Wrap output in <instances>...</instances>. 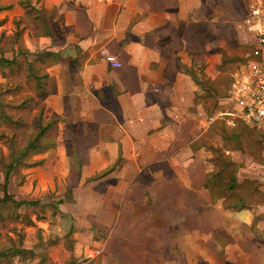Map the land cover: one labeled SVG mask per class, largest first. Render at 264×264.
Listing matches in <instances>:
<instances>
[{
	"label": "crops",
	"instance_id": "1",
	"mask_svg": "<svg viewBox=\"0 0 264 264\" xmlns=\"http://www.w3.org/2000/svg\"><path fill=\"white\" fill-rule=\"evenodd\" d=\"M242 3L41 1L62 18L61 33L50 29L28 43L36 46L33 58L61 54L45 66L54 86L42 100L44 118L58 124L55 147L37 156L43 165L35 168L52 173L38 183L52 187L58 178L68 185L49 204L59 206L64 219H78L71 235L84 229L97 235L98 253L105 252L109 264H264V218L256 210L264 204L230 211L222 200L213 202L205 188L215 170L213 154L205 146L195 149L215 122L207 120L209 102L195 79L205 85L203 78L220 80L225 53L259 48L238 37L248 26L246 12L237 19ZM248 61L236 64L225 100ZM232 110L225 119L229 128L242 121L256 129ZM215 136L209 144L234 163L230 152L251 156L224 148L220 136L216 145Z\"/></svg>",
	"mask_w": 264,
	"mask_h": 264
},
{
	"label": "rangeland",
	"instance_id": "2",
	"mask_svg": "<svg viewBox=\"0 0 264 264\" xmlns=\"http://www.w3.org/2000/svg\"><path fill=\"white\" fill-rule=\"evenodd\" d=\"M5 1H7V5L12 4L13 9L9 11L5 10L0 13V21H3V24L0 25V57L12 58L14 53L12 50L13 47L19 49L18 47L20 46L23 47V49H27V51L30 49L34 51L36 46H30L29 49L28 43H38L40 39L37 37V39L33 41L32 37L42 32L41 27L33 20L34 13L32 12L27 15L25 11H23L24 9L17 4V0ZM41 1L42 0H30V3L38 8H43V6L40 5ZM249 3L250 0H243L242 6L240 5L239 9H237L239 11L238 20L244 17L245 12L247 15ZM42 14L45 19L50 21V29H52V32L61 33L59 22L62 15L59 13L58 8L53 7L46 9L41 15ZM17 30L20 32V37L18 39V45L13 46L14 34ZM238 37L244 41H248L247 43H253V41H255L248 26L246 27L245 34L242 33ZM36 49L38 50L39 48ZM29 52L36 53L31 50ZM230 55L233 56L235 53L231 52ZM25 58L29 60L34 59L31 55H28V57L19 55L18 60L20 64L18 66L0 65V105L1 103L4 105L7 102L20 104L25 100L31 99V102H29L27 106L21 107L20 109L14 110L9 107L4 109L5 112L12 115L14 119L20 118L22 123H24L19 127L18 125L0 122V156H4V158H7L10 152L8 138L15 135L17 146H22L26 143L31 135L37 131L35 125L37 124V118L41 109H43V99L40 97V92L35 90L34 83L27 78V66L24 62ZM233 68V71H235L237 65H233ZM196 73L198 74V72ZM210 75L213 78L216 73L212 72ZM220 86L223 88L226 85L221 84ZM212 97L207 99V102H209L208 105L210 106L209 111H211L207 116L208 122L222 121V119L225 121V119L231 118L229 113L235 112V110H232L233 107L230 105L229 101L225 100V98L218 99L217 95ZM213 141L216 145L222 144L219 136H215ZM228 154L235 161V166L231 169L229 178L232 177V175L240 181L244 178H254L260 181L264 191V163H259L251 156L241 154L237 151ZM32 159L33 161L41 160L37 156H34ZM50 172L51 171L48 169L39 172L35 170V168H19L16 173L11 176L9 183L10 194L17 200H41L44 204H49L50 202L55 203L54 201L57 202L59 198L58 193H65L68 185H65V183L58 178L55 180L56 185L52 187L39 184V179L45 178L52 173ZM56 207L59 209V206ZM256 210L261 214L259 218H264V206ZM19 212L21 215L33 217L34 225L27 227L22 221H1L0 252L22 241L24 248H34L36 253H45L54 264H64L69 260L74 261L75 264H109L112 261L105 252L98 253L102 250L99 243L101 239H98L97 235L92 237L91 233H86L87 229L81 231L82 235L74 233L69 239L64 238L70 228L77 226V223L79 224L77 221L78 219H64V217L61 216L62 212H58L57 215L52 216V208H48L45 212L41 213V217L45 218L40 221H38L36 216L32 213V209L22 207ZM14 260L12 264H37L38 261V259H31L29 257H19Z\"/></svg>",
	"mask_w": 264,
	"mask_h": 264
},
{
	"label": "trees",
	"instance_id": "3",
	"mask_svg": "<svg viewBox=\"0 0 264 264\" xmlns=\"http://www.w3.org/2000/svg\"><path fill=\"white\" fill-rule=\"evenodd\" d=\"M19 4L27 15L32 12L34 13L33 20H35L41 27V34L49 35L50 21L45 19L43 14L41 15V13L46 10L31 4L30 0H20ZM11 8L12 6H4L0 2V12L10 10ZM2 24L3 21H0V25ZM19 37L20 32L17 30L14 34L13 46L18 45ZM18 48L19 49L13 47L12 50L14 55L12 59H8L4 56L0 57V65L18 66L20 64V61L18 60L19 55H23L24 57L32 55L27 49H23V47L20 46ZM258 57V51L253 48H246L241 55L237 54L230 56L225 53L221 65L222 75L224 76L221 77L220 80L218 79L210 82L203 78L207 84L205 85L203 81L195 79L204 92V98L208 99L217 95L219 99L228 96L227 92L229 84L232 81L231 74L234 69L233 65L237 63H245L249 59H258ZM60 59L61 54L53 52H40L34 55L33 60H29L28 58L24 59L27 66V78L34 83L35 90L40 92V97L42 99H44L48 93L47 87L54 86V80L45 72V66L53 62H59ZM221 84L226 86L222 88L220 86ZM29 102H31V99L25 100L20 104L7 102L3 105L1 103L0 122L2 121L16 126L18 125L19 127L22 126L24 123H22L20 118L14 119L13 116L5 112L4 109L6 107L14 110L20 109L21 107L27 106ZM57 124V119L46 120L44 118L43 108L41 109L37 118V124L35 125L37 131L31 135L26 143L22 146H17L15 135L8 138L10 152L7 158L0 156V221H22L27 227L33 226V217L20 214L19 210L22 207L32 209V213L36 216L38 221L45 218L41 217V213L45 212L48 208L53 209L52 216L57 214V207L54 204H44L41 200H17L9 192L11 176H13L19 168H36L43 165V160L33 161L32 158L44 154L55 147L56 142L54 132ZM215 134H218L222 138L224 148L249 153L256 161L264 163V132L251 128L242 121H239L235 127L229 128L225 121L220 120L214 122L210 126L207 138H201V144L199 141L197 142V145H195V149H197L199 145L205 146L213 154L211 161L215 165V170L205 181V188L209 191L213 202L222 200L223 207L230 211H241L252 208L253 206L263 205L264 191L262 190V185L259 181L246 178L240 182L233 175L229 178L230 171L234 168L235 163L228 157L223 148L214 147L209 144V139ZM73 156L75 158L77 155ZM62 202L64 201H60V203ZM72 233L73 231L70 230L66 235V238L69 239ZM34 250V248H24L23 242L21 241L19 244H15L11 248L3 249L0 252V264H12L13 260L19 257L38 259L37 264H54L45 253H36ZM64 264H75V262L69 260Z\"/></svg>",
	"mask_w": 264,
	"mask_h": 264
},
{
	"label": "built area",
	"instance_id": "4",
	"mask_svg": "<svg viewBox=\"0 0 264 264\" xmlns=\"http://www.w3.org/2000/svg\"><path fill=\"white\" fill-rule=\"evenodd\" d=\"M247 25L258 44V59H250L248 70L232 83L229 101L240 118L256 128L264 127V0H250L246 15ZM115 67L121 64L106 51H101Z\"/></svg>",
	"mask_w": 264,
	"mask_h": 264
}]
</instances>
